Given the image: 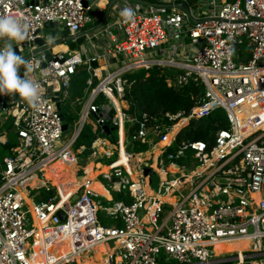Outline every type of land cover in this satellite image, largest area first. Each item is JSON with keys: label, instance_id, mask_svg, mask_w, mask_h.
Instances as JSON below:
<instances>
[{"label": "built area", "instance_id": "built-area-1", "mask_svg": "<svg viewBox=\"0 0 264 264\" xmlns=\"http://www.w3.org/2000/svg\"><path fill=\"white\" fill-rule=\"evenodd\" d=\"M148 1L159 5L117 1L109 15L115 19L85 34L86 42L97 38L101 54L120 62L117 68L101 70L92 65L98 54L86 59L82 51L67 49L51 60L44 53L34 54V41L44 37L46 23L57 22L71 34L93 23L97 17L89 14L94 9L90 3L0 0V16L12 15L27 27L26 38L12 42L33 65L32 71L25 69L21 75L43 89L35 105L18 93L0 94V126L10 119L7 131L17 139L11 154L0 157V264H32L38 241L48 246L63 239L68 240L70 250L49 255L47 264L94 258V248L101 242L111 246L109 264H264V0ZM182 3L189 11L177 7ZM125 9L131 10L132 20L121 16ZM5 40L0 39V47ZM80 65L90 74L89 93L67 138L52 97L61 105L69 100L68 86ZM153 66L174 71L168 85L182 87L189 81L204 85L201 101L187 115L167 114L170 120L184 119L180 130L215 109H224L229 127L217 130L212 144L182 140L176 151L167 153L174 172L167 171L162 155L178 133L162 150L157 162L160 171L151 168L156 173H149L156 176L150 188L175 197L174 202L146 194L133 180L132 171L143 181L150 167L138 162L128 169L125 163L116 164L117 159L107 174L97 177L117 185V191L130 201L104 202L87 187L88 180L61 202L57 186L45 177L46 168L69 151L71 160H78L71 148L90 115H96L99 127L95 140L111 135L103 126L117 128L116 141L107 138L117 145L120 156L122 146L126 154H134L127 150L129 146L157 144L175 125L149 124L151 117L143 114L139 128L120 139L126 122H137L122 105L130 86L125 75ZM93 78L97 82L92 85ZM74 103L82 100L76 98ZM5 142L0 137V143ZM77 172L78 177L86 173L85 168ZM40 190L55 192L45 200L30 199ZM35 216L43 223L41 235ZM241 239L249 241L244 250L216 252L217 243Z\"/></svg>", "mask_w": 264, "mask_h": 264}, {"label": "trees", "instance_id": "trees-1", "mask_svg": "<svg viewBox=\"0 0 264 264\" xmlns=\"http://www.w3.org/2000/svg\"><path fill=\"white\" fill-rule=\"evenodd\" d=\"M174 71L168 68H162L159 66H153L149 69H139L131 73H127L125 77L130 82V86L127 88L126 101L128 102L129 108L128 112L137 119V122L130 123L126 122V135H130L134 130L139 128V123L143 114H147L151 117L149 124L153 123H165L172 126L177 121L170 120L167 114H177L182 113V115H187L191 109L197 105L203 95H204V85L201 82L189 81L182 87H175L173 85H168V78L173 76ZM90 74L85 65H80L77 67L75 74L71 78V82L68 86L69 90V100L63 102L61 105L62 112L64 115V120L68 125H73L79 118V111L81 108L80 104L74 103L76 98H82L86 94L87 79ZM97 82L93 78V84ZM104 99V96L101 97ZM76 104V105H75ZM115 110L113 109L111 113L113 114ZM86 123L83 127L82 132L77 138L76 148L83 145L85 147H90L93 141V136L96 137L99 130L98 125L94 122V127H90V131L86 130ZM7 129L11 128L10 121L5 125ZM229 122L224 109H215L211 113L201 119H192L183 129H181L175 139V142L170 146L164 158L166 164H169L167 159V153L171 151H176L178 144L182 140H204L209 144L214 142V136L217 130L221 128H228ZM112 140L115 142L118 137L117 128H114L110 133ZM93 138V139H92ZM157 141L153 143H135L133 146H129L128 150L130 152H144L150 147L156 144ZM1 144V143H0ZM16 144V143H15ZM0 146L6 149V152L10 153V148L14 146L9 139L6 140L4 144ZM81 148V147H80ZM88 151L85 150L83 155H87ZM70 151L66 154V161L70 164L64 167L62 160L56 162V166L62 172V176L71 175L74 181H77V164L71 160ZM136 159V158H135ZM95 168L105 166L102 161L93 160ZM109 166V165H107ZM39 192L40 199L45 200L55 191L46 192L45 190L36 191ZM35 192V193H36ZM39 199V198H37ZM40 199L38 201H40ZM130 199V198H129Z\"/></svg>", "mask_w": 264, "mask_h": 264}, {"label": "bare ground", "instance_id": "bare-ground-1", "mask_svg": "<svg viewBox=\"0 0 264 264\" xmlns=\"http://www.w3.org/2000/svg\"><path fill=\"white\" fill-rule=\"evenodd\" d=\"M100 4L102 5L103 3L101 2ZM67 48L68 47L65 44H58L57 46H55L52 49V51L54 53H59L61 51L67 50ZM99 72H100V70H99ZM112 97H113V101H114L115 105L120 108L119 101L114 96H112ZM182 122H184V119L180 120L177 124H175L169 130V132L166 134L164 139H161L157 144H155L150 150H148L146 152L137 153V154H126L124 147L122 146L121 156H120V159L116 162V164L117 163L118 164L125 163L128 169H132V168H134L136 163L141 162L142 166H147V167L159 170L158 165H157L159 155L162 152V150L171 142L173 137L177 134V132L179 131L180 127L183 124ZM122 137H123V131H122ZM98 142L99 141L96 142V145L98 144ZM93 146L94 145L91 144V150L93 149ZM100 151L105 152L106 150H105V148L101 147ZM145 157H146V159H145ZM56 162L57 161H55L51 165L47 166L45 177L50 179L52 181V183L55 186H57L58 193H59V196L61 198V202L67 200L74 192H76L78 190V188L81 186V184L88 183V180H89V183L87 184V187L89 189L97 192L102 201H104V202H112L113 201L112 190L105 188L103 185H101L96 180V178L99 174H102V173L107 174L111 168L110 166L105 165V166H101L99 168H95V164L93 162L91 167L88 166L85 168V171H86L85 175L83 177H80V179L77 178L78 182H76V181H74V179L69 174L66 175L65 179L60 177V175H59L60 170L56 166V164H55ZM131 176H132L133 180H135L137 182V185L140 188H143V190L145 191L146 194L159 196L161 199L169 200L171 202H174L176 200L175 197L164 196L162 194H159L155 190H151L150 185H151L153 178H154L152 174H148L147 176H145L143 181L138 180L137 172H135V171L131 172ZM32 184H33V182H32ZM116 187H117V185H114L113 189ZM22 193L24 194V192H22ZM28 201L30 202V200H28ZM35 224L37 225L38 228L39 227L41 228L43 226L42 221L37 219L36 216H35ZM40 228L38 229L39 235H41V230H42V228L41 229ZM105 245H107V244H104L102 242L97 244L94 248V253H95L94 258L84 257L82 259V261L86 262V264H109L107 259H108L109 254L111 253V249H109L111 246L109 247V246H105ZM248 245H249V241L247 239H241L239 241L217 243L215 245V248H216V252L218 254H220L222 252H231L232 250L233 251H242L245 248H247ZM37 246L40 248V250L35 252L32 255V257H31L32 264H47V257L51 254H54L52 251V247H54V246H55V250L57 252H59V251L68 252L70 250L68 240H65V239H63L62 241H59L53 245H48V246L44 245L42 240H41V241H38ZM98 247L103 251V253L101 252V250ZM98 261H100V262H98Z\"/></svg>", "mask_w": 264, "mask_h": 264}, {"label": "clouds", "instance_id": "clouds-1", "mask_svg": "<svg viewBox=\"0 0 264 264\" xmlns=\"http://www.w3.org/2000/svg\"><path fill=\"white\" fill-rule=\"evenodd\" d=\"M125 21L132 20L131 10L121 12ZM27 35V27L22 26L12 15L0 16V39H5L0 47V94L18 93L28 104L35 105L43 91L39 84L26 79L20 74L21 66L27 71L33 70L31 62L17 54L13 41H23Z\"/></svg>", "mask_w": 264, "mask_h": 264}, {"label": "crops", "instance_id": "crops-1", "mask_svg": "<svg viewBox=\"0 0 264 264\" xmlns=\"http://www.w3.org/2000/svg\"><path fill=\"white\" fill-rule=\"evenodd\" d=\"M93 7H94V9H97V11L96 12H98L99 14H104L105 13V9H106V7H107V4H108V2H109V0H87ZM103 3L102 5L100 4V3ZM117 3V2H116ZM115 3V4H116ZM114 4V5H115ZM113 5V6H114ZM97 18H96V20L92 23L93 25H95V24H97L98 22H100L101 20H102V16L101 17H99V16H96ZM92 25V26H93ZM85 29H87V27L85 28ZM84 29V30H85ZM77 50H80V49H77ZM100 55V57H99V59H98V61H97V65L96 66H98L99 68H101V70H104L105 68H117L118 66H119V63L116 61V59H113V58H107V57H105V55H103V54H101V45L99 44V42H98V44L97 43H92V50L88 53V56L86 57V59L88 58V57H92V56H96V55ZM101 63L102 64H104V68H102L101 67ZM92 85H93V79H92ZM88 93H89V90H88V87L86 88V94H85V96L84 97H82V98H80L81 100H82V103H77V104H80L81 105V108H80V111H79V117H80V115H81V113H82V110H83V108H84V103L86 102V99H87V97H88ZM76 105V104H75ZM122 105L123 106H125V104H124V102L122 103ZM126 107V106H125ZM89 119V118H88ZM95 119V118H94ZM10 121V119H8V121L6 120L5 122H4V124L2 125V126H0V129L2 130V131H0V137L3 139V140H7L8 138H7V134H10V133H12V134H15L14 132H12L11 130L10 131H7V128H6V126L5 125H7L8 124V122ZM88 123V122H87ZM126 126V125H125ZM93 127H94V124L92 123V129H93ZM16 135V134H15ZM107 137H110V138H112L111 136H108V135H101L100 136V138L99 139H96L95 140V138L96 137H94V139H93V141L91 142V144L92 145H94L93 146V149L91 150V145H90V147H85V146H83V145H81V146H79V147H77V148H75V149H73V146H74V144L72 145V148H71V150H72V152L73 153H76L77 154V151H78V149L81 147L82 149H83V152L85 151V150H87L88 151V153H87V155H85L84 157L85 158H82V157H80L78 154V160L75 162L74 161V163L75 164H77V170H83L84 168H86V167H91L92 166V163H93V160H99V161H102L104 164H107V165H110V163H112L113 161H111V157H110V155L111 154H113V156L112 157H114V156H116L117 155V157L115 158V159H117V161L120 159V153L118 152V147H116L117 145L115 144V143H113V142H111ZM121 138V140H122V138H123V140L125 139V138H128V136L126 135V127H124L123 128V137L122 136H120ZM104 138H107V139H104ZM97 141H99L98 142V144L96 145V142ZM17 142V141H16ZM1 144H4V143H1ZM0 144V145H1ZM76 144V143H75ZM15 145V144H14ZM101 147H103V148H105V152H101L100 151V148ZM153 147V146H152ZM152 147H150L148 150H150ZM128 148V147H127ZM128 150V149H127ZM148 150H146V151H148ZM93 151H96V154L95 155H91L92 154V152ZM146 151H144V152H146ZM140 153H143V152H140ZM11 154V150H10V153H9V155ZM102 154V158H99L98 156H100ZM134 154H137L136 152H134ZM90 155V157L89 158H87V156H89ZM66 156V155H65ZM61 159L62 158H60L59 160H57V162L58 161H61ZM114 159V160H115ZM81 161H84L85 163H83V164H81ZM107 162V163H106ZM158 162V161H157ZM56 164V163H55ZM63 164V163H62ZM165 167H166V169H167V171H169V172H174V171H176V167H175V165L174 164H171V163H169V164H166L165 165ZM62 171L60 170V172H59V175H60V177H62V173H61ZM80 173H82L81 171H80ZM99 177H102V176H99ZM79 179H80V176L78 177ZM98 178V177H97ZM97 178H96V180H97ZM162 178H164V176L162 175ZM103 179V178H102ZM105 182H100V181H98L101 185H103L105 188H107V189H111L114 193H118V194H116V197L114 196L113 197V199H115V200H117V199H123V200H125V201H130V199H128L127 198V196H125L122 192H120V191H117V187L116 188H114L113 189V186H112V184L108 181V180H105V179H103ZM76 182H78V181H76ZM39 183H42V182H40L39 181ZM39 195H40V193L39 192H36L35 193V195H34V197L32 198H30V199H34V201H38L39 199H40V197H39ZM37 198H39V199H37ZM41 200V199H40ZM43 227V226H42ZM41 227V228H42ZM40 228V227H39ZM38 228V229H39ZM40 228V229H41ZM36 247L37 248H39L37 245H36ZM39 250H40V248H39ZM37 252V251H36Z\"/></svg>", "mask_w": 264, "mask_h": 264}, {"label": "water", "instance_id": "water-1", "mask_svg": "<svg viewBox=\"0 0 264 264\" xmlns=\"http://www.w3.org/2000/svg\"><path fill=\"white\" fill-rule=\"evenodd\" d=\"M117 1H120V0H109L108 4H107V7L105 9V13L104 14H99L98 12H96V9H90L89 10V14L90 15H96V16H99L101 17L102 16V20L100 22H98L97 24L79 32V33H76V34H71L69 29L66 27V26H62V25H59L57 22H48L45 24V27L44 28H52V29H58V32L60 33V37L56 38V37H49L48 35H44V37H37L34 41V43L37 45V49L34 51V54L37 55V54H41V53H44L45 56H46V59L47 60H51L53 58L54 55H56L57 53H54L52 51V49L57 46L58 44H65L69 49V50H76V49H79L80 47L84 46L85 43H86V36L85 34L88 33V32H91L99 27H101L102 25H104L108 19H109V15H110V12L113 8V5L117 2ZM131 1H136V2H140V3H144V4H154V5H159V4H156V3H152L148 0H131ZM88 1L87 0H84V5L85 6H88ZM177 7L179 8H182L186 11H189V7L187 4H176ZM17 52L18 55L21 54V52H19V50L17 48H14ZM68 55V54H67ZM28 57V55L26 56ZM26 57H24V59H26ZM46 63H44L43 65H45ZM92 65L93 66H96L97 65V62L96 61H92ZM26 69L25 66H21L20 68V71H24ZM20 74H22V72H20ZM52 99L54 101H56V105H57V108L59 109V112H60V116H61V119L62 121H64V124H63V130L64 131H67L68 130V124L65 122L64 120V115H63V112H62V108H61V103L60 101L55 98V97H52ZM0 101H1V96H0ZM92 116L94 118H96V115L95 114H92ZM103 128L106 130V133L107 134H110L111 131L114 130V127H110L108 125H105L103 126ZM82 172V171H81ZM149 173H152V174H155L156 172L154 170L151 171V168H146L145 169V174L148 175ZM78 195L76 194V196L74 197V199L77 197ZM59 214L61 215L62 218H64V213L62 211L59 212Z\"/></svg>", "mask_w": 264, "mask_h": 264}, {"label": "rangeland", "instance_id": "rangeland-1", "mask_svg": "<svg viewBox=\"0 0 264 264\" xmlns=\"http://www.w3.org/2000/svg\"><path fill=\"white\" fill-rule=\"evenodd\" d=\"M123 4H128V3H130V1L131 0H120ZM96 11H97V9H96ZM115 19V17H111V18H109V20L110 21H113ZM93 24L92 23H89L88 24V26H87V28H89V27H91ZM112 32L113 33H117L116 32V30L115 29H112ZM42 33L43 34H46V35H48L49 37H51V38H53V37H60V33L58 32V29H52V28H44L43 30H42ZM108 36H107V34H104V39L105 40H107L108 41V38H107ZM97 43L98 44V39L97 38H94L92 41H88V42H86L85 43V45L84 46H82V47H80L79 49H80V51H82V56L84 57V58H86L87 56H88V53L92 50V43ZM178 58L180 59V56H178ZM101 67L102 68H104V64H102L101 63ZM106 72V71H105ZM104 73V72H103ZM124 104H125V106L127 107V108H129V105L127 104V101H125L124 102ZM2 117H1V115H0V119H1ZM87 122H88V124L90 125V127H92V123L94 124V122H95V119H94V117L92 116V115H90V117H89V119L87 120ZM178 122V121H177ZM176 122V123H177ZM175 123V124H176ZM183 123V122H182ZM88 124H87V127H86V130H88V131H90V127L88 126ZM181 128V127H180ZM180 130V129H179ZM0 131H2L1 129H0ZM74 132V126H72V125H70L69 126V128H68V130L67 131H65L64 132V135L67 137V138H69L71 135H72V133ZM179 132V131H178ZM177 132V133H178ZM2 133V132H1ZM0 133V134H1ZM99 134V133H98ZM100 135V134H99ZM176 136V135H175ZM7 138L12 142V143H16V141H17V139H16V135L15 134H12V133H10V134H7ZM93 138H94V136H93ZM92 138V139H93ZM76 145H77V143L76 144H74V146H73V149H75L76 148ZM132 146V145H131ZM70 153H71V151H70ZM68 154V153H67ZM77 154L80 156V157H82V158H85L84 157V155H83V149L82 148H79L78 149V151H77ZM9 154L6 152V149L4 148V147H2V146H0V157L2 158V157H4V156H8ZM163 157H164V155H162ZM90 157V155L89 156H87V158H89ZM99 158H102V155H100V156H98ZM117 157V155L116 156H114V157H111V161H113L115 158ZM145 159H146V157H145ZM62 160V163H63V166L64 167H67V166H69L70 164H68V162L66 161V157L64 156V158H62L61 159ZM76 162V161H75ZM83 163H85L84 161H81V164H83ZM107 163V162H106ZM80 171H82L83 172V170H80ZM154 178H153V181L154 182H156V176H153ZM62 178L63 179H65V176H62ZM97 181H100V182H105L103 179H102V177H98L97 178ZM106 183V182H105ZM153 184H155V183H153ZM58 189V188H57ZM112 193H113V197L115 196L116 197V194H118V193H114L113 191H112ZM118 197V196H117ZM116 197V198H117ZM119 198V197H118ZM122 199V198H121ZM99 217H100V219H102V220H104V217H103V214L100 212L99 213ZM104 224H106L105 222H104ZM105 246H107V245H105ZM110 247V246H109ZM99 248V247H98ZM100 249V248H99ZM101 250V249H100ZM36 251H39V248H37L36 246H35V252ZM52 251H53V253L54 254H56V255H61V254H64V253H66V252H62V251H59V252H57L56 250H55V246L54 247H52ZM233 251V250H232ZM101 252L103 253V251L101 250ZM102 261V260H101ZM98 262H100V261H98ZM70 264H86V262H83L82 261V259H79V260H77V261H74V262H72V263H70ZM230 264H232V263H230Z\"/></svg>", "mask_w": 264, "mask_h": 264}]
</instances>
